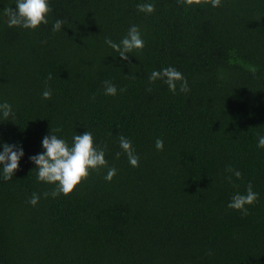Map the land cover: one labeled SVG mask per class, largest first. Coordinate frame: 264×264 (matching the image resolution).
<instances>
[{
  "label": "trees",
  "instance_id": "trees-1",
  "mask_svg": "<svg viewBox=\"0 0 264 264\" xmlns=\"http://www.w3.org/2000/svg\"><path fill=\"white\" fill-rule=\"evenodd\" d=\"M15 4L0 0V103L15 114L0 115V152L16 145L24 156L12 180L0 170V264H264V0H49L35 30L8 27L3 9ZM133 25L144 47L124 61L105 40L119 44ZM166 67L188 92L149 83ZM86 131L108 167L53 198L29 157L51 132L71 146ZM249 184L258 200L244 216L228 204Z\"/></svg>",
  "mask_w": 264,
  "mask_h": 264
},
{
  "label": "clouds",
  "instance_id": "clouds-1",
  "mask_svg": "<svg viewBox=\"0 0 264 264\" xmlns=\"http://www.w3.org/2000/svg\"><path fill=\"white\" fill-rule=\"evenodd\" d=\"M182 2L191 6L194 2L199 4L201 0H182ZM205 2L210 3L213 8L222 6V0H205ZM137 10L142 13L152 14L155 8L151 3H140L137 5ZM50 12L49 0H16L15 7L3 9L9 28L22 27L30 30H35L42 24L46 25L48 23L47 16ZM63 24L64 21L57 20L53 24L52 30L54 32L61 31ZM105 43L117 52L118 56L124 61L128 60V54L133 53L134 50H142L144 47L140 30L135 25L129 28L127 35L119 44L111 39H106ZM47 79H52L51 74H49ZM157 80H163L173 93L176 92L178 83L181 93L189 91L187 80L181 72L173 67H166L161 71H153L149 77V83L151 84ZM104 87L105 95L115 96L117 94L116 87L110 82L105 81ZM123 91L126 90L121 89V92ZM148 91H151V88ZM42 96L45 100L51 99L52 90L46 88ZM0 115H2L4 120L15 116L12 106L7 102L0 103ZM119 146L127 155L130 165L138 167L139 157L135 154L131 141L124 136H120ZM257 146L264 149V136L259 137ZM42 147L44 149L42 153L31 156L29 159L36 165L38 182L55 185V189L50 193L53 198L61 194L65 196L71 194L82 181L88 178L90 170L98 171L101 168L108 167V162L105 159V149L94 146L93 136L89 131H86L83 135L75 134L71 146L51 132L50 135L43 138ZM155 147L157 151H162L164 148L163 140L157 139ZM23 156L22 147L3 145V151L0 152V170H2L4 181L13 179L14 173L19 170V162ZM116 156L119 158L120 153H116ZM226 171L229 173L234 172L236 179H241L242 174L240 171H234L231 167L226 169ZM116 174L117 171L114 167L108 168L104 178L106 181L111 182ZM227 179L231 182V176H228ZM43 195L47 198L49 193H44ZM39 200L40 196L33 194L28 203L36 206ZM257 200L258 194L253 191L252 185L249 184L245 193L241 194L238 192L232 197L228 208L237 210L242 215L247 216L249 212L246 206L253 205Z\"/></svg>",
  "mask_w": 264,
  "mask_h": 264
}]
</instances>
